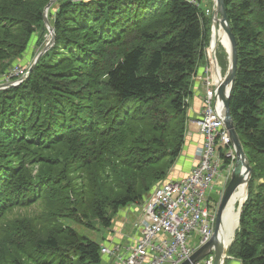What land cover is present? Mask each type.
<instances>
[{
	"label": "trees",
	"instance_id": "1",
	"mask_svg": "<svg viewBox=\"0 0 264 264\" xmlns=\"http://www.w3.org/2000/svg\"><path fill=\"white\" fill-rule=\"evenodd\" d=\"M48 2L0 0V75L34 34L36 56ZM224 4L238 54L229 108L251 166L224 264H264V0ZM55 5L53 46L0 89V264H102V245L73 224L110 227L169 180L210 41L198 0Z\"/></svg>",
	"mask_w": 264,
	"mask_h": 264
},
{
	"label": "built area",
	"instance_id": "2",
	"mask_svg": "<svg viewBox=\"0 0 264 264\" xmlns=\"http://www.w3.org/2000/svg\"><path fill=\"white\" fill-rule=\"evenodd\" d=\"M188 1L197 3V0ZM15 69L11 70L12 77L27 74V70L19 69L13 75ZM211 70L208 65L204 67L205 92L196 121L202 141L195 149V162L186 175L163 181L148 194L141 204L136 233L129 237L126 245L117 240L101 246V253L115 256L116 264H180L213 235L219 203L214 199L218 192L216 181L223 165L233 167L235 151L224 125L214 70L210 84ZM21 77L13 82L19 83ZM190 264H213L212 251L191 260Z\"/></svg>",
	"mask_w": 264,
	"mask_h": 264
},
{
	"label": "water",
	"instance_id": "3",
	"mask_svg": "<svg viewBox=\"0 0 264 264\" xmlns=\"http://www.w3.org/2000/svg\"><path fill=\"white\" fill-rule=\"evenodd\" d=\"M55 0H50L46 7L44 8L47 11V8L54 2ZM213 8L211 10V37H210V50H211V58H212V65L214 69V77H215V87H216V94L217 97L222 102V107L224 110V125L229 131V135L231 138V142L234 146L235 151V161L230 173L229 181L224 188L223 194L221 199L219 200L217 211H216V219L214 224V231L212 237L204 243L202 246L196 249V251L190 256L189 259L184 260L180 264H190L191 260L195 261L202 257H204L207 253H213V264H224L225 259L227 257V250L231 242L233 241L234 235L232 239L225 244L222 240L219 239V230H220V223H221V216L223 210L229 203L233 193L239 188V186L244 182L247 184L248 179L251 176V166L247 159L246 153L244 152L242 142L238 136V133L235 129L233 119L230 114L229 108V98L231 94V90L234 84L236 70H237V43L235 35L231 30V26L229 24L224 0H213ZM44 16V22L46 23L49 32L51 34V39L47 46L42 48V50L36 55L33 63L27 70V74L21 77L20 82L23 81L27 75L31 72L33 66L39 60V58L43 55V53L49 49V47L54 43L55 40V33L51 25L47 22V19ZM223 29L225 35L227 36L228 43H229V54H228V69L224 75H221L220 69L217 70V66L215 65V51L216 47L219 42V31ZM17 83L14 82H6L0 84L1 88H6L12 85H16ZM225 168L223 165L221 169ZM247 193V191H246ZM247 194L245 195L244 200H246ZM243 202L239 203L237 213H238V225H239V218L241 213ZM237 225V227H238ZM236 227V228H237Z\"/></svg>",
	"mask_w": 264,
	"mask_h": 264
},
{
	"label": "rangeland",
	"instance_id": "4",
	"mask_svg": "<svg viewBox=\"0 0 264 264\" xmlns=\"http://www.w3.org/2000/svg\"><path fill=\"white\" fill-rule=\"evenodd\" d=\"M56 1L57 0H55L47 8V11H45V14H44V10H43V15H45V17L47 19V22L49 24H50L49 15L51 13H54V11H55V7H56L55 3H56ZM198 1H200V7L202 8V10H205V12L208 11L206 13L208 15H210L211 14V10L213 8L214 1L213 0H198ZM210 18H211V16H210ZM45 25H46V23H45ZM46 28H47L48 31H47V34L44 35L43 43L38 48L35 47V52H37V54L42 50V48H44L45 46L48 45V43H49V41L51 39V34L49 32V29H48L47 25H46ZM35 40H36V34H34L32 36V38H31V40H30L25 52L23 53L22 57L26 56L25 57V61H24V63L21 64V66L19 68V69H22L23 71L27 70L29 68V66H31V64L33 63V61H34V59L36 57L35 56L32 60H30L31 59L30 56H31V53H32L31 49L32 50L34 49V47L32 48V46H34ZM53 44L49 47V49L53 46ZM218 45H217L218 50L223 53L222 54L223 57L221 59L223 61H225L226 66H227L226 69H223V67H221V74L224 75L226 73L227 69H228V53H227V51L225 50V48L223 47V45L221 44L220 41L218 42ZM19 69H15L13 71V75H15L17 72H19ZM213 70L214 69L211 70V75H210L211 81H210V84L213 83ZM195 73H194L192 79H195ZM18 77H21V74H18ZM14 80L15 79H13V77L11 75V70H9L7 73H4V74L0 75V84L6 83V82H13ZM189 119H190V117H189ZM189 119H187V123L186 124H188ZM186 127H187V125H186ZM231 170H232V168L229 169V168H226V167L221 169V170H219V177H218V180L216 181V183H217L216 188H218V192L214 196V199H215V201H217V203L221 199V196L223 194L224 188L226 187V185H227V183L229 181ZM171 171H172V169L170 170V172ZM170 172H169L168 176H170ZM248 181H249V179H248ZM247 184H248V182H247ZM247 184H246V191H247ZM244 201L245 200H243L242 202H244ZM141 204L142 203H132V204L122 208L118 213H116L113 216V223H112V225L110 227H105V226H103V225H101V224H99L97 222L94 223L95 226L93 228L92 227H88L86 225H82V223H76V224H73V226L79 233L87 236L88 238H91L92 240L96 241L97 243H99L101 245H111L115 240H112L111 242H110V240L114 239L115 236H116L115 238H117V240L120 241V243L122 245H126L129 242V237H131L132 235H134L136 233V224H137V221L140 218L141 212H142ZM238 206H239V204L237 202V204H236V208L237 209H238ZM16 214L17 213H15V215ZM114 229L118 230V232L115 231ZM122 237H124V238L122 239ZM193 244H194V242H193ZM102 256H103L102 264H116L115 256H108L106 254H102ZM106 257H109V258H106ZM228 258L231 259L230 256ZM228 264H231V262H229Z\"/></svg>",
	"mask_w": 264,
	"mask_h": 264
},
{
	"label": "crops",
	"instance_id": "5",
	"mask_svg": "<svg viewBox=\"0 0 264 264\" xmlns=\"http://www.w3.org/2000/svg\"><path fill=\"white\" fill-rule=\"evenodd\" d=\"M210 37H211V25H210ZM205 51H206L205 57L203 58V60L199 61L195 73V79H193L192 81L193 94L190 100V107H189L190 119L185 131V144L183 146L180 156L178 157L177 161L175 162V165L172 168V171L170 172L169 180L177 179L181 176L186 175V173L189 172L190 168L193 166L195 162V149L202 141V136L199 134L196 121L200 117L199 113L200 110L202 109V98L205 92V86L203 81V77L205 76L204 67L208 65L211 67V69H213L210 45H208L205 48ZM222 54L223 53L219 51L218 48L216 47L214 62L215 65L220 68V72H221L220 59L223 57ZM115 231L118 232V230ZM115 237L114 239H111L110 242L112 240L117 241V238ZM228 257L229 256L227 255L226 258ZM231 264H239V263L236 261L235 262L231 261Z\"/></svg>",
	"mask_w": 264,
	"mask_h": 264
},
{
	"label": "bare ground",
	"instance_id": "6",
	"mask_svg": "<svg viewBox=\"0 0 264 264\" xmlns=\"http://www.w3.org/2000/svg\"><path fill=\"white\" fill-rule=\"evenodd\" d=\"M219 41L229 54V43L227 36L225 35L223 29L219 31ZM219 99V98H218ZM220 101V99H219ZM246 195V184L243 182L239 188L233 193L229 203L223 210L221 216L219 239L227 244L235 234L236 227L238 225V213L236 204L242 202Z\"/></svg>",
	"mask_w": 264,
	"mask_h": 264
}]
</instances>
